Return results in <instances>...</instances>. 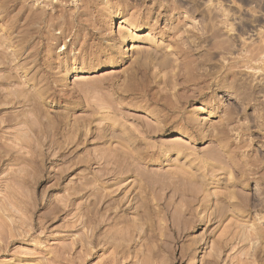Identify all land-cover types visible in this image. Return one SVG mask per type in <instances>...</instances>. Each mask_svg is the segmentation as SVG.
Segmentation results:
<instances>
[{"label": "rangeland", "instance_id": "obj_1", "mask_svg": "<svg viewBox=\"0 0 264 264\" xmlns=\"http://www.w3.org/2000/svg\"><path fill=\"white\" fill-rule=\"evenodd\" d=\"M0 264H264V0H0Z\"/></svg>", "mask_w": 264, "mask_h": 264}, {"label": "bare ground", "instance_id": "obj_2", "mask_svg": "<svg viewBox=\"0 0 264 264\" xmlns=\"http://www.w3.org/2000/svg\"><path fill=\"white\" fill-rule=\"evenodd\" d=\"M215 18H216V17H215ZM123 21L126 23L127 20L124 19ZM220 27H221V26H220ZM140 29H142V28H139V30H140ZM218 29H219V28H218ZM216 31H217V30H216ZM216 31H215V32H216ZM207 32H208V31H207ZM202 33H203V32H202ZM213 33H214V32H213ZM219 33H220V29L217 31L216 34H219ZM219 36H220V35H219ZM210 39H211V38H210ZM233 45H234V44H233ZM233 47H234V46H233ZM231 49H232V48H231ZM233 49H234V48H233ZM234 66H235V65H234ZM230 69H231V68H230ZM227 72H228V71H227ZM230 73L233 74V72H230ZM226 74H227V73H226ZM229 75H230V74H229ZM234 75H236V74H234ZM231 77H232V76H231ZM235 77H236V76H235ZM226 78H227V77H226ZM234 79H235V78H234ZM231 82H232V81H231ZM233 83H234V81H233ZM232 85H233V84H232ZM234 88H237L235 83H234ZM250 95H251V94H250ZM199 108H200V107H199Z\"/></svg>", "mask_w": 264, "mask_h": 264}]
</instances>
